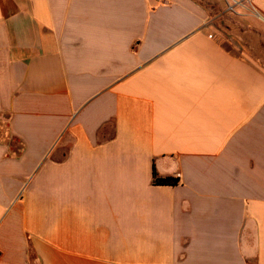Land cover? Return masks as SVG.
I'll return each mask as SVG.
<instances>
[{"label":"crops","instance_id":"1","mask_svg":"<svg viewBox=\"0 0 264 264\" xmlns=\"http://www.w3.org/2000/svg\"><path fill=\"white\" fill-rule=\"evenodd\" d=\"M214 19L0 0V264H264V67Z\"/></svg>","mask_w":264,"mask_h":264},{"label":"rangeland","instance_id":"2","mask_svg":"<svg viewBox=\"0 0 264 264\" xmlns=\"http://www.w3.org/2000/svg\"><path fill=\"white\" fill-rule=\"evenodd\" d=\"M215 18L213 30L221 40H234L242 49H250L264 67V19L252 10L247 15H240L227 0H200ZM0 137L4 133L0 131Z\"/></svg>","mask_w":264,"mask_h":264},{"label":"trees","instance_id":"3","mask_svg":"<svg viewBox=\"0 0 264 264\" xmlns=\"http://www.w3.org/2000/svg\"><path fill=\"white\" fill-rule=\"evenodd\" d=\"M153 182L158 186H177L180 184V179L175 177H160L154 167Z\"/></svg>","mask_w":264,"mask_h":264},{"label":"built area","instance_id":"4","mask_svg":"<svg viewBox=\"0 0 264 264\" xmlns=\"http://www.w3.org/2000/svg\"><path fill=\"white\" fill-rule=\"evenodd\" d=\"M0 258H1V253H0Z\"/></svg>","mask_w":264,"mask_h":264}]
</instances>
